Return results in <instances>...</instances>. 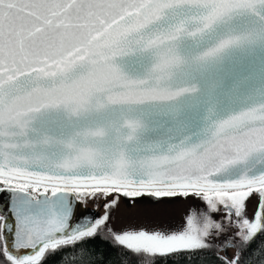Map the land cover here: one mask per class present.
<instances>
[{
    "label": "snow or ice",
    "instance_id": "obj_1",
    "mask_svg": "<svg viewBox=\"0 0 264 264\" xmlns=\"http://www.w3.org/2000/svg\"><path fill=\"white\" fill-rule=\"evenodd\" d=\"M0 195V264H264V0H0ZM145 195L205 207L108 226Z\"/></svg>",
    "mask_w": 264,
    "mask_h": 264
},
{
    "label": "rangeland",
    "instance_id": "obj_2",
    "mask_svg": "<svg viewBox=\"0 0 264 264\" xmlns=\"http://www.w3.org/2000/svg\"><path fill=\"white\" fill-rule=\"evenodd\" d=\"M193 197L183 198L179 197L175 200H171L169 203L161 206H152L154 208L149 209L144 203L134 205L131 210L124 213L116 206L110 211L109 227L114 230H120L123 227L131 225H167L169 223H179L181 218L185 215L190 206L205 207L200 205ZM96 205V204H94ZM218 218V217H217ZM102 235L108 238L106 232H100ZM109 239V238H108ZM229 255L233 254V249H228Z\"/></svg>",
    "mask_w": 264,
    "mask_h": 264
},
{
    "label": "trees",
    "instance_id": "obj_3",
    "mask_svg": "<svg viewBox=\"0 0 264 264\" xmlns=\"http://www.w3.org/2000/svg\"><path fill=\"white\" fill-rule=\"evenodd\" d=\"M194 198V197H193ZM196 199V198H194ZM197 200V199H196ZM199 204L202 205L203 202ZM203 208V207H201ZM87 246L90 250H94L97 261L103 260L104 264H122L120 261L117 250L112 246L110 239L99 233L96 237L91 238L87 242ZM234 252V249H233ZM247 261V253L244 254ZM81 252L78 250L75 254L69 253L67 257L62 252H57L46 257L45 264H72V260H79ZM197 264H216V257L211 251L202 255Z\"/></svg>",
    "mask_w": 264,
    "mask_h": 264
},
{
    "label": "water",
    "instance_id": "obj_4",
    "mask_svg": "<svg viewBox=\"0 0 264 264\" xmlns=\"http://www.w3.org/2000/svg\"><path fill=\"white\" fill-rule=\"evenodd\" d=\"M179 197L174 198H162V200H157L156 198L150 197V196H141L136 198H128L120 196L119 200L116 205V209H119L121 211H124V213L132 209L134 205H139L141 203H144L145 206L149 209H152L154 207L152 206H161L165 205V203H169L171 200H175ZM72 200V206L74 211V217L76 210L79 209V211L86 214V216L89 219H93L95 217L102 216L104 214V208L102 207V201H98L96 205H94L91 201L88 199L83 201H77L75 197H70ZM111 199V197L109 198ZM7 203V200H5L2 195H0V207H3Z\"/></svg>",
    "mask_w": 264,
    "mask_h": 264
},
{
    "label": "flooded vegetation",
    "instance_id": "obj_5",
    "mask_svg": "<svg viewBox=\"0 0 264 264\" xmlns=\"http://www.w3.org/2000/svg\"><path fill=\"white\" fill-rule=\"evenodd\" d=\"M88 200L91 201L93 204H97L98 201H101V200H91V199Z\"/></svg>",
    "mask_w": 264,
    "mask_h": 264
}]
</instances>
